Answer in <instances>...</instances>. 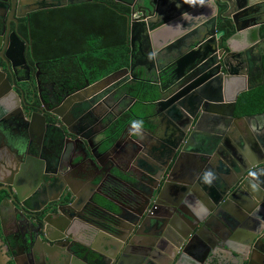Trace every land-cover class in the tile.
<instances>
[{"label":"flooded vegetation","instance_id":"1","mask_svg":"<svg viewBox=\"0 0 264 264\" xmlns=\"http://www.w3.org/2000/svg\"><path fill=\"white\" fill-rule=\"evenodd\" d=\"M93 1L0 0V73L20 98L22 112L14 119L0 111V243L7 264H106L96 254L111 263L122 250L124 264H264L260 243L253 249L249 242L232 241L234 256L200 241L207 234L202 222L220 200L219 181H232L237 159L255 162L248 147L257 151V162L264 161V0H248L254 4L250 9H243L247 0H232L230 11L217 4L213 35L206 37L212 40L204 48L211 61L194 82H200L199 88L211 82L208 97L228 103L205 106L191 130L159 103L178 96L170 73L186 68L182 61L192 51L189 41L167 49L149 65L143 63L146 48L137 42L134 73L86 81L75 90L53 81L49 62L34 57L31 17L48 10L22 17L25 12ZM139 1L105 3L128 7L131 13L129 5ZM139 82L156 86L158 94L159 85L168 91L142 103L134 96ZM87 88L92 89L85 92ZM185 146L201 152L187 157ZM180 154V171L186 166L197 171L203 164L208 174L196 182L192 173L170 174ZM97 210H125L121 234L112 236L108 216ZM154 210H162V227L134 236L137 219L131 213L154 215ZM221 219L218 214L207 223L229 242L231 233L221 232ZM255 226L258 235L264 221ZM254 236L250 232L249 238ZM107 237L117 249L109 248ZM260 238L264 241V234ZM211 247L216 255L209 254Z\"/></svg>","mask_w":264,"mask_h":264},{"label":"water","instance_id":"2","mask_svg":"<svg viewBox=\"0 0 264 264\" xmlns=\"http://www.w3.org/2000/svg\"><path fill=\"white\" fill-rule=\"evenodd\" d=\"M218 3L225 5L229 8V11L232 9V0H140L135 5L130 4L131 13L128 16L131 48L130 67L108 76L102 82L110 81L122 72L125 74L134 73L136 68L135 44L137 42L141 44L142 50L146 48V57L143 58L145 60L143 63L149 65V63L156 61V57L162 55L167 49L183 45L189 41L192 51L186 57V60L182 61L184 66L187 64L186 68L179 67L177 71L175 69L170 73L172 76L171 79L178 88V96L173 99L161 100L159 103L167 106V111L171 115L178 117V121H182V118L184 121H187L190 130L194 129L193 125L196 119L202 111L206 112L205 106L209 108L221 107L228 103L222 100L213 102L212 98L208 97V88L211 82L205 83L201 88H199L200 82H194L196 79L199 81V77L204 70L203 65H207V62L211 61L210 56L205 54L204 48L208 47L212 40V38L208 39L206 37H212L213 35V33L211 35L210 24L219 13ZM19 6L21 7V5ZM253 6L254 4L247 0L243 9H250ZM56 8L57 6L50 5L31 9L25 12L22 17H28V13ZM243 9L242 11H244ZM234 25L237 32L240 33L241 30L237 22L234 21ZM220 36L218 35V38ZM202 38L204 40L200 44ZM198 45L200 46L197 49L196 47ZM182 86L189 88L188 90H184ZM92 88H87L85 92H88ZM167 91L168 87L159 85V95L162 98L166 95ZM0 111L3 115H8L14 119L22 115L20 98L13 91L6 76L2 73H0ZM198 126L200 127V122ZM188 148V146H185L183 153H186L185 151ZM199 152H201V149H189L187 153H190V155L187 157H194ZM182 156L183 154H180L179 159L174 162L173 168L169 172L170 174H176L182 168V163L180 162ZM94 166L96 169L101 168L98 164H94ZM203 167L204 165L202 164L194 173L195 182L199 180V177L208 174V170ZM222 167L226 174H231L226 166ZM232 173L235 174L231 177L232 181H219V190L221 192L220 200L216 209L210 211L212 216H207L202 222L203 228L207 230V234L202 235L203 237L200 241L202 242L203 240V244L205 243L204 245H206L205 248L217 244V247L222 249L223 252H229L236 256L232 245L233 242L238 245L245 244V246L249 242L248 245L253 249L257 247V243H260L264 248L263 238L257 239L261 234H264V228L258 235L254 232L257 230L255 224L264 221V161L250 163L244 159H237V162L232 166ZM195 182L192 185L190 183V185L194 186ZM160 200L161 197L159 198ZM97 211H101L108 216L106 222L115 231V233H112V236L121 234L123 220L126 217L125 210ZM160 211L162 210H154V215L148 214L147 211L139 215L132 212L131 215L137 219V232L134 236L140 232L142 235L145 229L150 228L153 230L157 227H162ZM182 211L178 210V212ZM218 214L223 216V219H221V228L231 233L229 242L224 241L227 238L221 235L218 229L213 228V226L207 223L208 220L215 219ZM187 219L192 222L196 221L191 216H188ZM250 232L255 235L251 239L249 238ZM90 234L94 237L97 236V233L93 229H91ZM191 237L194 238L192 233L189 235V239ZM245 238L247 240H244ZM106 239L112 243L109 246L110 249L115 250L118 248L111 237H107ZM259 253L261 260L264 261V251L261 250ZM209 254L216 255L213 247L210 248ZM96 256L100 263L124 264L125 261L123 250L118 252V256L111 263L107 262L108 260L98 254ZM95 262H97V259ZM139 263L142 264L143 262L140 260ZM0 264H7V259L1 249V243Z\"/></svg>","mask_w":264,"mask_h":264},{"label":"trees","instance_id":"3","mask_svg":"<svg viewBox=\"0 0 264 264\" xmlns=\"http://www.w3.org/2000/svg\"><path fill=\"white\" fill-rule=\"evenodd\" d=\"M105 1L32 15L34 57L49 62L46 68L53 81L75 90L130 67V9ZM135 89L142 103L159 97L156 86L139 82Z\"/></svg>","mask_w":264,"mask_h":264},{"label":"crops","instance_id":"4","mask_svg":"<svg viewBox=\"0 0 264 264\" xmlns=\"http://www.w3.org/2000/svg\"><path fill=\"white\" fill-rule=\"evenodd\" d=\"M168 112L169 111H166V114H168ZM169 119V118H168ZM251 132H252V129H251ZM253 133V132H252ZM147 135H148V133H147ZM133 138H136V136L134 135V137ZM248 154H249V157L252 159V160H254V161H257L256 160V157L258 158V156H257V151L255 152V151H252L249 147H248ZM182 169V168H181ZM180 169V170H181ZM179 170V172L182 174V175H185V176H189V174L190 173H192V174H194L196 171H193V169H192V167L191 166H186V169H185V171H180ZM221 230V232L222 233H225L226 231H225V229H220Z\"/></svg>","mask_w":264,"mask_h":264}]
</instances>
